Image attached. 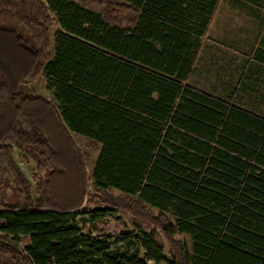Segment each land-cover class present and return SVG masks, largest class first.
Instances as JSON below:
<instances>
[{
  "label": "trees",
  "instance_id": "16d2710c",
  "mask_svg": "<svg viewBox=\"0 0 264 264\" xmlns=\"http://www.w3.org/2000/svg\"><path fill=\"white\" fill-rule=\"evenodd\" d=\"M220 1L0 0V264H264V115L238 104L252 76L264 98V0H229L257 27L229 97L189 83Z\"/></svg>",
  "mask_w": 264,
  "mask_h": 264
},
{
  "label": "rangeland",
  "instance_id": "374dc122",
  "mask_svg": "<svg viewBox=\"0 0 264 264\" xmlns=\"http://www.w3.org/2000/svg\"><path fill=\"white\" fill-rule=\"evenodd\" d=\"M87 8L98 12L102 10L101 7L92 4H89ZM51 16L52 20L48 27L52 37V43L55 44V32L60 31L61 27L57 21V15L52 13ZM256 31L257 27L250 17L246 16L243 11L234 9L230 5L229 0H221L216 8L206 34L200 39L201 48L198 52L199 57L197 64L195 65L196 68L189 78V83L206 90L211 89L218 95H225L228 88L235 84L241 74L242 64L246 60V54H248V50L255 40L257 34ZM253 78H255V76H252L247 82V88L238 90L240 96L238 103L248 104L251 102L252 105L245 107L264 115V98L262 100L258 98L260 97L258 88H255V90L250 89L251 85L255 83L252 82ZM254 81H257V79L255 78ZM259 84L263 85L260 81ZM30 87L36 94L55 102L51 91L46 86L44 73L41 72L37 75V77L30 83ZM71 134L76 144L85 151L84 139L74 133ZM14 149L16 162L25 176L31 180V166L20 160L16 148ZM96 155L97 151H91L90 159L86 163L89 175L91 174V168ZM88 192L92 193L91 177L88 180ZM8 194L10 196V191H8ZM9 196L7 199L10 198ZM11 200H13V198ZM95 208L103 207L96 203H84V205L78 210L79 215L76 219L77 225L81 228L84 235L89 234L88 232L92 228L89 219L91 218V211ZM103 221L109 223L107 232H113L114 234L109 240L113 250L136 253L140 258L144 257V251L136 240H129L126 242L121 239L120 232H136L133 228L131 217L128 214L120 210H115L108 213L103 218ZM118 223L123 224L121 231H117ZM91 232L93 235H98L96 229H91ZM163 254L165 257L164 261L155 263L154 261L149 260L147 261V264H170L171 257L166 244ZM0 257L6 258L2 254H0Z\"/></svg>",
  "mask_w": 264,
  "mask_h": 264
},
{
  "label": "crops",
  "instance_id": "0c3cea01",
  "mask_svg": "<svg viewBox=\"0 0 264 264\" xmlns=\"http://www.w3.org/2000/svg\"><path fill=\"white\" fill-rule=\"evenodd\" d=\"M196 64H197V62H196ZM195 68H196V66H195ZM193 74V73H192ZM194 85V84H193ZM194 86H196V85H194ZM234 86V85H233ZM233 86H230L229 88H228V90H227V92L225 93V95H222V94H217L215 91H213V90H211V89H209V90H206V89H203V88H200V87H198V86H196V87H198V88H200V89H202V90H204V91H207V92H209V93H211V94H214V95H216V96H220V97H224V98H227V97H229V95H230V93L232 92V90H233ZM239 105H241V106H250V105H252V103L250 102V103H248V104H243V103H238ZM255 104V103H254Z\"/></svg>",
  "mask_w": 264,
  "mask_h": 264
}]
</instances>
